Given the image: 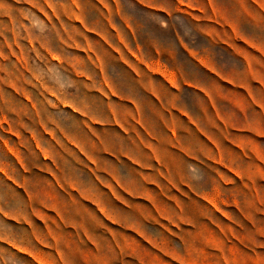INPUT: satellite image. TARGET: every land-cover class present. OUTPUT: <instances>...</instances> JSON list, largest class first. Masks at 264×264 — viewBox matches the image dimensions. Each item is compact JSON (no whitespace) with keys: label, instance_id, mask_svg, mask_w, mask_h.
Listing matches in <instances>:
<instances>
[{"label":"rangeland","instance_id":"rangeland-1","mask_svg":"<svg viewBox=\"0 0 264 264\" xmlns=\"http://www.w3.org/2000/svg\"><path fill=\"white\" fill-rule=\"evenodd\" d=\"M145 12L0 0V264H264V137L183 182L127 164L119 89L136 43L151 55Z\"/></svg>","mask_w":264,"mask_h":264},{"label":"crops","instance_id":"crops-1","mask_svg":"<svg viewBox=\"0 0 264 264\" xmlns=\"http://www.w3.org/2000/svg\"><path fill=\"white\" fill-rule=\"evenodd\" d=\"M134 2L152 20L142 30L150 33L151 55L147 41L136 43L142 60L127 67L134 82L119 89L126 116L133 104L138 121L119 126L125 140L141 146L124 154L142 175L136 179L192 180L196 164L264 137V2Z\"/></svg>","mask_w":264,"mask_h":264}]
</instances>
